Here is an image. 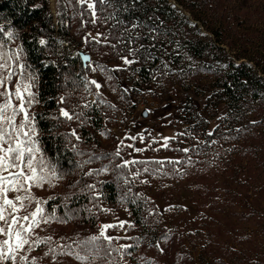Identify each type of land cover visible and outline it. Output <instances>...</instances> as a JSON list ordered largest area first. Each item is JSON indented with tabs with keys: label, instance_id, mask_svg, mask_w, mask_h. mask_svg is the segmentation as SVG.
Returning <instances> with one entry per match:
<instances>
[{
	"label": "rangeland",
	"instance_id": "rangeland-1",
	"mask_svg": "<svg viewBox=\"0 0 264 264\" xmlns=\"http://www.w3.org/2000/svg\"><path fill=\"white\" fill-rule=\"evenodd\" d=\"M167 1L176 12L175 14L166 12L165 18L157 11L159 6L157 3L160 0H152L150 3L154 6L152 12H149L153 24V28L150 29L152 37L156 39L158 45L163 43L165 50L160 51L161 55H158L157 59L154 58L153 63H145L148 66L145 70L146 77L139 74L133 68V64L124 65L122 59L110 63L108 61L110 52L106 46L99 47L94 44L92 52L87 53L90 59L83 66H89L90 62L93 67L103 66L104 60L108 58L107 64H113L114 68L119 67L123 70L102 73L93 72L89 68L82 74L79 69L76 71L75 74H80L82 83L84 77L98 81L102 85L101 96L94 94L95 89L91 85H88V90L85 89L84 83L81 86L77 85L78 79L74 77L71 83L73 88L68 97L69 108L66 109L65 103L60 104L54 114L55 117L60 116L61 107L73 114L82 113L79 119L63 121L61 127V131L67 133L75 130L81 138L80 140H76L75 137L69 138L70 145L72 147L75 145L73 148L76 151L77 164L68 172H60L55 167L63 178L53 180L52 187L46 184L43 188H34L33 194L37 198L47 200L49 197L61 195V200L65 201L70 188H73L72 191L84 189L96 195L99 193L96 183L110 177V162L120 164L122 160L133 159L138 161L177 159L175 156L158 152L163 142L162 138H175L186 127V122L176 116L173 109L170 110L172 104L186 95L197 96L204 101L217 89L209 86L213 82V75L196 70L200 63L186 50L188 39L203 38L223 49L220 51L217 48V51L209 53L206 63H203L205 65L220 69L225 63H245L264 76V0ZM51 10L54 12V0H51ZM180 15L185 18L182 19ZM98 33V30H93L91 37H96ZM17 45L20 44L16 38L8 42L9 47L15 48ZM126 57L135 60L133 54ZM172 57L175 59L172 60ZM107 75H112L113 79L108 80ZM74 82L76 84H73ZM34 90L37 92L36 88ZM100 99L104 103H99ZM94 101L96 103H93ZM85 104L88 107H84ZM33 107L30 109L31 112ZM213 109L217 111V108ZM143 111L146 113L145 116L142 115ZM208 112L214 113L212 108L206 111L207 115L210 114ZM219 113H223V110L220 109ZM260 119L261 117L257 118ZM262 133L264 134V128ZM86 134L91 138L89 139ZM139 135L145 137L144 142L139 138L135 141L126 138ZM121 140L125 146L133 144L135 148L146 150L135 152L131 148L123 147L121 156L113 158L110 154L116 151ZM154 140L157 142L153 143ZM170 141L171 139L169 145ZM90 155L99 159L94 158L91 163H83ZM46 159L54 165L47 157ZM81 165L86 167L82 168ZM105 166L108 167V172L104 174L92 176L84 174ZM145 166L146 164H137L128 168V176L125 178L131 183L126 185L133 190L136 189L142 200L149 199L147 203L149 212L153 214L157 211L160 214L161 224L167 235L173 232L171 237L176 240L164 250V244L158 242L160 245L156 246L158 250L154 247L145 250L144 254L147 257H151L159 264H264V199H259L257 204L245 203L242 207L227 204L223 206L217 201L211 206L207 202V196L198 198L190 188L192 181L188 176L161 181L157 179L156 167L151 168L153 174L149 176L143 171ZM137 170L141 174L133 179L131 174ZM256 174L261 180L264 179V171L261 169H258ZM89 184L96 185L95 191L86 187ZM218 199L221 200L222 197ZM84 206V216L88 218L84 223H80L82 213L72 208L69 209L71 219L67 223L53 222L36 229L39 237L51 236L53 240L50 244H42L28 253L30 259L34 257L35 264H78L70 256H57L53 260L51 254L45 253L57 244H70L73 240L98 234L101 224L127 221L133 225L131 228L125 226L124 229H109L107 235L121 237L113 241L114 248L132 245L128 249L130 254L113 252L110 257L98 258L93 264L141 263L142 259L138 253L139 242L135 240L138 238L136 236L138 230L127 207L122 202L110 204L101 201L89 202ZM101 208L111 211L101 212ZM90 213L96 215L91 218V222ZM55 215L60 217L57 213Z\"/></svg>",
	"mask_w": 264,
	"mask_h": 264
},
{
	"label": "trees",
	"instance_id": "trees-1",
	"mask_svg": "<svg viewBox=\"0 0 264 264\" xmlns=\"http://www.w3.org/2000/svg\"><path fill=\"white\" fill-rule=\"evenodd\" d=\"M151 1L110 0L108 5L98 6L99 19L92 24L87 14L81 18L80 7L75 0H54V12L51 10V0H0V25L16 33L29 70L38 78L36 90L39 103L34 105L32 112L36 114L40 147L58 171H71L77 164L76 151L69 139L73 136L61 131L62 122L66 120L57 114L55 117L54 113L60 107L58 101L62 96L66 98V109L69 108L68 97L74 77L78 79L77 85L83 84L80 74L87 72L89 66H83L79 52L89 54L93 45L97 44L94 41L85 43V37L91 39L93 30L108 37L107 42L97 45L108 47L110 56L107 59L110 63L134 53L136 62L133 68L146 77L148 66L145 63H153L154 58L161 55L160 51L165 50L163 43L158 45L152 37L150 29L153 24L149 12L154 6L150 5ZM157 4L162 18H165L166 12H176L167 0H160ZM3 38V33H0V40ZM40 39L48 41L47 46H40ZM186 42V50L200 63L196 70L213 75V82L209 86L217 89L204 101L197 96L186 95L172 104L170 110L173 109L176 116L186 122V127L171 139L168 148L159 147L158 152L177 159L147 160L149 163L145 167L149 171L145 175L152 176L153 167L157 168V179L161 181L186 175L192 181L190 188L197 197L207 196L211 206L217 202L223 206L241 207L250 202L257 204L259 199H264V179L261 180L256 174L258 169L264 171V127L261 126L264 125V76L245 63H225L220 69L205 65L203 63H206L209 53L217 51V48L220 51L223 49L199 37ZM106 60L103 66L114 69L113 64H107ZM78 69L79 75L75 74ZM209 108L214 113L211 111L207 115ZM213 108H217V111ZM220 109L223 113L218 114ZM259 117L261 119L257 120ZM183 149L188 151L184 152ZM155 161L163 163L156 164ZM117 164L110 162V177L96 183L98 201H94V195L84 189L72 191L73 188H70L66 193L68 199L62 201L61 195H56L45 205V209L48 213L55 209L60 217L69 216V209H77L83 215L80 223H84L88 220L84 216V205L89 202H122L138 230L135 240L139 242L138 253L142 261L137 264H159L144 252L152 247L158 250V242L164 244L163 250L167 249L170 243L176 242L171 237L173 232L167 235L160 214L157 211L153 214L149 212V199L142 200L136 189L127 187L124 182L125 176H128L127 169L123 170V178H116L118 170L114 169ZM95 216L90 214L89 221ZM178 235L181 236L180 232Z\"/></svg>",
	"mask_w": 264,
	"mask_h": 264
},
{
	"label": "snow or ice",
	"instance_id": "snow-or-ice-1",
	"mask_svg": "<svg viewBox=\"0 0 264 264\" xmlns=\"http://www.w3.org/2000/svg\"><path fill=\"white\" fill-rule=\"evenodd\" d=\"M80 7L79 15L81 18L87 14L92 24L98 22V6L108 5L110 0H75ZM88 21H85L87 23ZM0 33H3L5 39L0 40V264H35V258L30 259L28 253L35 250L42 244H50L53 240L51 236L39 237L36 229L42 225H48L53 222L67 223L70 216L57 217L55 209L51 213L46 212L45 205L49 200L55 197H49L47 200H41L33 194L34 188H43L46 184L49 187L54 186L53 180L62 179L54 165L46 159L42 148L40 147L39 132L36 127V114L30 109L37 103L38 93L34 90L37 85V76L29 70V65L24 59V49L17 45L15 48L9 47L8 42L16 38V33L12 30H5L0 25ZM95 42L97 44L107 42L108 37L98 33L96 37H85V43ZM40 46H47L48 41L40 39ZM114 47V45H113ZM134 54V53H133ZM85 61H89L88 56H84ZM124 65H131L135 60L127 57L121 58ZM91 71H100L102 73L121 71L117 67L107 69L96 65L93 67L89 63ZM15 79V84L13 80ZM108 80H112V75H107ZM85 89L88 85L95 89V95L100 97L102 85L96 80L83 78ZM65 97H60L59 103L65 102ZM93 103H96L94 101ZM99 103H104L102 99ZM84 107H88L87 104ZM60 117L66 121L79 119L81 114L70 113L65 108L59 109ZM76 140H80L75 130L70 134ZM101 135H105L101 133ZM211 135V133H209ZM127 139L135 141L137 138L144 142L143 135L128 136ZM161 143L162 148L169 147V140L174 137H164ZM157 141H153L156 143ZM75 148V145H73ZM123 147L131 148L135 152H143L145 148H135L133 144L124 145L121 140L117 145L116 151L110 154L113 158L121 156ZM151 147V145H149ZM187 152L188 149H183ZM99 157L89 156L83 163H91L93 159ZM107 158V157H105ZM122 159V157H121ZM147 161L122 160L117 164L114 170H118L117 179L122 178L124 169H128L137 164H147ZM156 164H162L161 161H155ZM169 163H179V161H169ZM144 172L149 171L147 167ZM108 172V167L93 169L86 173V176L100 175ZM140 171L133 172L132 178L140 175ZM125 184L131 181L125 178ZM145 181H141L144 183ZM86 187L95 191L96 185L89 184ZM14 193L15 195H11ZM65 199H68L67 197ZM94 201L99 200V193L92 197ZM123 199V198H122ZM90 211V210H89ZM101 212H110V209H100ZM91 214V213H90ZM125 226L131 228L133 225L127 221H119L113 224H101L98 234L89 236L80 240H73L70 244H57L56 247H50L49 252L53 260L57 256H70L78 264H93L95 260L110 257L113 252H120L124 255L132 245H120L119 248L112 247L113 241L121 237L107 235L109 229H124ZM123 258V256L121 257ZM111 264V262H109Z\"/></svg>",
	"mask_w": 264,
	"mask_h": 264
},
{
	"label": "water",
	"instance_id": "water-1",
	"mask_svg": "<svg viewBox=\"0 0 264 264\" xmlns=\"http://www.w3.org/2000/svg\"><path fill=\"white\" fill-rule=\"evenodd\" d=\"M79 55H80V58H81V61H82V64L83 65H85L86 63H87V61H85L84 59H83V57L86 55V56H88L89 57V59H90V56L87 54V53H83V52H79ZM142 115H146V113L143 111L142 112Z\"/></svg>",
	"mask_w": 264,
	"mask_h": 264
}]
</instances>
